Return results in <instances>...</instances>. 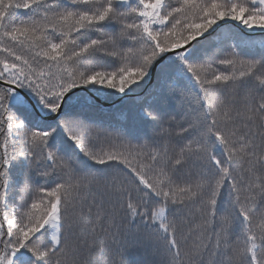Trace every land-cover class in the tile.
Returning <instances> with one entry per match:
<instances>
[{
	"label": "snow or ice",
	"instance_id": "obj_1",
	"mask_svg": "<svg viewBox=\"0 0 264 264\" xmlns=\"http://www.w3.org/2000/svg\"><path fill=\"white\" fill-rule=\"evenodd\" d=\"M0 264H264V0H0Z\"/></svg>",
	"mask_w": 264,
	"mask_h": 264
},
{
	"label": "trees",
	"instance_id": "obj_2",
	"mask_svg": "<svg viewBox=\"0 0 264 264\" xmlns=\"http://www.w3.org/2000/svg\"><path fill=\"white\" fill-rule=\"evenodd\" d=\"M259 38V37H258ZM132 103L131 100H127L125 102L119 101V99L109 100L104 102L105 107V119L115 124L119 120V112L118 109H125L130 106Z\"/></svg>",
	"mask_w": 264,
	"mask_h": 264
}]
</instances>
